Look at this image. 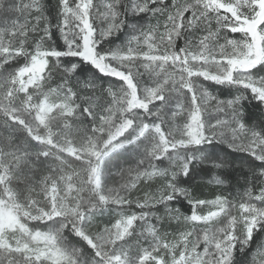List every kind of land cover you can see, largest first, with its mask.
Here are the masks:
<instances>
[{"label":"snow or ice","instance_id":"1","mask_svg":"<svg viewBox=\"0 0 264 264\" xmlns=\"http://www.w3.org/2000/svg\"><path fill=\"white\" fill-rule=\"evenodd\" d=\"M55 7L53 22L46 0H0V34L19 38L16 47L11 39L0 38V69L19 56L27 58L23 66L4 76L3 95L10 99L13 93H22L24 110H34L41 127H47L49 112L59 110L72 117L80 109L93 122L92 132L105 138L102 145L91 137L81 146L58 145L51 135L34 132L18 110L5 109L10 126H19L31 141L46 146L35 154L37 159L55 156L51 151L55 148L83 163L87 179L78 186L73 183L75 173L59 175L53 169L26 188L21 203L11 187V169L0 167V210L12 217L11 223L0 224V264H17L18 260L23 264H82L81 250L64 245L65 229L94 251L91 264H130L128 248L119 242L137 227L139 239L150 244L139 247L134 264H233L237 250L248 248L254 234L264 228V167L251 170L256 182L231 199L224 194L201 198L179 186L177 177L188 175L192 162L203 159V154L189 150L191 146L214 140L264 162V130L249 126L241 107L248 91L264 102V75L258 70L264 65V0H56ZM129 13H147L157 22L136 30L122 46L101 48L103 41L123 29ZM55 33L63 49L56 47ZM62 57H78L123 83L101 87L91 77L81 80L75 75L79 64L66 65ZM145 75L152 80L151 86L143 84ZM201 79L242 91L232 99H221ZM45 80L55 86L43 89ZM37 88L43 90L34 104L29 89ZM170 93L178 94L172 111L167 107ZM52 96H63V102H52ZM101 96L110 99L99 105ZM157 103L159 107H154ZM138 113L153 117V122H145ZM130 129L137 135L120 142ZM146 133L152 143L140 163L121 169L117 186L104 187L105 159ZM170 152L175 155L169 156ZM165 157L170 164L162 168L157 162ZM209 162L217 168L228 167L226 161ZM157 178L155 193H145L143 200L130 198L141 181ZM212 182L224 183L215 174ZM257 185L259 190L254 192ZM85 191L90 193L88 199ZM40 196L46 207L40 206ZM180 197L192 205L190 215L171 207L169 202ZM108 204L122 210L111 223L102 224L94 217ZM161 204L167 215H157L156 221L174 220L185 228L171 241L152 223L154 214L143 211ZM130 205L141 211H130ZM204 207L209 210L201 214L198 210ZM56 218H60L59 227L49 231L29 228L27 223ZM201 223L203 227L198 226ZM8 232H18L21 238L9 240ZM249 264H264V242L251 252Z\"/></svg>","mask_w":264,"mask_h":264},{"label":"trees","instance_id":"2","mask_svg":"<svg viewBox=\"0 0 264 264\" xmlns=\"http://www.w3.org/2000/svg\"><path fill=\"white\" fill-rule=\"evenodd\" d=\"M170 2V0H169ZM47 13L50 19L54 22L56 15V0H46ZM128 15V14H127ZM129 20V18H127ZM234 36H239V33H234ZM56 47L63 49V41L58 33L53 36ZM120 38H108L103 41L101 48L107 46H114ZM182 45V41L179 42ZM63 62L68 65L70 63H78L79 68L77 69L76 76L81 80H87L92 78L95 82L99 83L101 87H106L108 84H120L122 81L113 78L108 75H104L98 72L90 63L82 62L78 57H62ZM27 62V58L19 56L4 65L0 69V79L6 74L13 72L19 67L23 66ZM259 73L264 75V65L258 66ZM200 82L203 86L208 89L214 95L221 99H232L240 94L242 89L233 86L231 84H218L212 81L201 79ZM54 83V82H53ZM50 86H55L50 84ZM97 95H100L97 93ZM246 98L241 101L242 114L245 122L258 130H264V102L256 99L254 95L248 91L245 93ZM106 99L110 97H100L98 102L99 105L106 103ZM75 103H80L76 101ZM154 107H159L157 103ZM142 116L145 122L151 123L154 118L143 113H138ZM7 117L3 110H0V160L2 158H8L4 162H0V167L8 166L11 169L13 179L11 181V187L19 195V202L23 203L26 188L33 185L35 182L46 173L51 170H55L57 174H73L76 170L74 182L80 185L81 182L87 179L83 171V163L80 161L73 160L70 156L65 155L63 152H55V148L51 151L55 156H59L61 159L57 160L55 156L48 158L40 157L37 159L36 153L43 150L45 145H38L36 142L31 141L27 134L23 132L19 126H10L7 122ZM97 126L99 122L97 121ZM51 127L56 131L64 128L70 131L72 138L75 135L72 131H78L82 134L93 133L92 125L93 122L87 117L81 115V110L77 109L76 114L72 117L64 116L62 120L57 121L52 118L49 121ZM61 127V128H60ZM101 135V134H100ZM137 135L135 129H130L123 137L119 138L120 142H125L129 139H133ZM104 136L100 137V144L102 145ZM146 137H140L135 141L134 144L125 143L124 147L115 150L105 159L104 166H108V169L120 166H127L130 164H136L134 161L140 155V161L143 159L144 152L142 149L145 148ZM190 151L203 154L202 160H194L191 165V169L188 175H180L177 177V183L181 187L190 188L194 195L200 196L201 198L213 199L215 194L228 195L229 198L236 197L243 193L246 188L254 184L256 181L251 177V170L255 168L264 167V162L256 159L250 153L244 151H236L231 148L228 144L212 141L211 143L194 145L191 146ZM27 153V155H24ZM169 153V156H171ZM226 161L228 167L217 168L209 161ZM62 161V162H61ZM160 167L167 168L170 164V160L165 157L157 162ZM111 170L110 172H112ZM221 177L224 181L223 184H216L212 182L213 175ZM159 179L150 181L146 186H140L136 192H131L130 198H139L143 200L145 193L153 194L156 188L159 186ZM141 184V183H139ZM254 192H258L259 186L254 187ZM171 207L179 208L184 215H190L192 211V205L183 197H180L174 201L169 202ZM137 208L135 205H130L128 208ZM155 215L165 216V206L155 205L150 208ZM114 208L100 209L95 214V218L102 224L111 223L114 215ZM109 218H111L109 220ZM56 218L54 221L47 222H27L32 228H38L39 230L49 231L50 226L59 220ZM167 223V222H163ZM64 245L68 249L77 248L81 250V261L82 264H91V259L94 256V251L89 248L82 238L71 233L70 230L65 229L64 231ZM264 242V228L258 230L250 243V246L243 251L237 250L234 256L233 264H249L251 252L259 245Z\"/></svg>","mask_w":264,"mask_h":264},{"label":"rangeland","instance_id":"3","mask_svg":"<svg viewBox=\"0 0 264 264\" xmlns=\"http://www.w3.org/2000/svg\"><path fill=\"white\" fill-rule=\"evenodd\" d=\"M127 18H129V20H127ZM21 22H23V20H21ZM156 22H157L156 19L152 18L147 13H140V14L129 13L128 15H126V22H125V25H124L123 29L120 32L116 33L114 36L109 37V38H120L115 43L114 46H111V48H115L117 46H122V45L126 44L127 41L130 39V37L135 34L136 30H138L139 28L147 25L148 23L155 24ZM0 23H3V21H0ZM162 30L163 29H161V31ZM232 36L234 38H239L240 34H239V36H234V34H232ZM0 38L4 39L5 41L11 39L12 42H13V47L17 46L18 40H19L18 37H5V36H2V34H0ZM220 43H223V40H220ZM104 48H110V47L106 45V47H104ZM142 80H143V84L145 86H151L152 80L147 75L142 77ZM3 83H4V77L0 79V110H3L4 112H5L6 108L18 110L17 114L20 116V118L25 120L26 123H28L33 128L34 132H37L39 135H42V136L51 135L52 140L58 145H65L66 143L70 142L72 145L81 146V145L87 144V142H88L90 137L94 138L98 145L100 144L101 135L99 133H92V134L91 133H85V134H82L81 132H78V131H72L73 134L75 135V138L73 139L71 134H70L71 132L68 131L69 129L65 130L64 128L60 127L61 129H58V130L55 131L51 127V124H49V121L52 118H54L57 121L62 120L64 115L59 110H54V111L48 113L47 127L39 126L37 121H36V119H35V115H36L35 111L34 110H32V111L24 110L25 97H24V95L22 93H13V95H12V97L10 99H5V97L3 95ZM50 84H53V81L45 80L43 82V89H47L48 87H50ZM120 84H122V83H120ZM120 84H117L116 86L118 87ZM43 89H40V88H37L35 90L34 89H29V91L31 92V94L33 96V101L32 102L34 104L35 103H39V98H40V96L42 94V90ZM115 90L116 89H114V91ZM50 99H51L52 102H55V103L63 102V96H52V97H50ZM177 99H178V94H176V93H170L169 94L168 105H167L169 111H172V110L175 109V105L177 103ZM213 118H214V114H213ZM179 122H180V120L178 118L177 123H179ZM145 137L147 139H146L145 145H144L145 148L142 149V152H144L145 149L147 147H149L150 144L152 143V137L151 136H149L146 133ZM118 149H120V148H117L116 150H118ZM55 152L60 153V151H58V150H55ZM173 155H175L174 152L171 153V156H173ZM7 159L6 158L5 159L2 158V160H0V162H4V160H7ZM134 161H136L137 163L136 164H130V165H127V166L123 165V166H120L119 168L118 167L111 168V170H113L112 172H110L111 170L108 169L107 165L103 166V172H104L103 184H104V187L107 188V187H111V186H117L116 184L119 181V176L117 175V173L121 169L128 168V167H135L137 164H139L140 163V155ZM84 168H85V165L83 164V169ZM73 173H76V170H74ZM74 177H75V175H73V183H75L74 182ZM140 183L141 184H138L137 188L133 190L134 192H136L137 189L140 186H146L147 184H149L150 181H141ZM61 194H63V186L62 185H61ZM83 196H84L85 199H88L89 196H90V193L85 191L83 193ZM38 199L40 200V206L41 207H46V201L44 200V198L42 196H40V197H38ZM132 199H134V198H132ZM109 207L110 208H114V212L112 214V215H114V217H113V220H114L115 217H116V213L118 211L122 210V209H120L115 204H108L103 209L107 210ZM128 209L130 211H135V212L141 211V209L135 208V207H134V209H130V208H128ZM208 210L209 209L207 207H204V208L199 209L198 211L201 214H206ZM143 211H150V212H152L154 214L153 217H152V219H153L152 223L156 224V227L158 229L162 228L161 229V235L168 241L173 240V238L178 234V231L185 230V228L183 227L182 224L178 226L177 222L174 221V220L171 221L170 223H168V222L167 223H163V222L158 223L156 221V216L157 215H155V213L150 208L149 209H143ZM110 219L111 218H109V220ZM59 220H57L56 222H54L50 226L51 227L50 230H54L55 228L59 227ZM95 220L98 221L96 218H95ZM113 220H111V222ZM11 222H12V217L9 216V215H6L4 213V211L0 210V224L11 223ZM138 224H139V222H138ZM198 226L203 227L204 225L201 223ZM28 227L32 228L31 226H29V224H28ZM189 227H191V226H189ZM91 230L95 231V226H93V228ZM139 230L140 229L137 227L136 230H134L131 235L126 237L124 241L119 242L121 245H123V246L128 248L130 264H134L135 257L138 256V254H139V247H147L150 244L149 240L139 239V236H138ZM7 238L9 240L20 239L21 235L18 232H8L7 233ZM138 240H139V245L137 244ZM202 247L203 246H201V249H202ZM17 264H23V261L18 260Z\"/></svg>","mask_w":264,"mask_h":264}]
</instances>
